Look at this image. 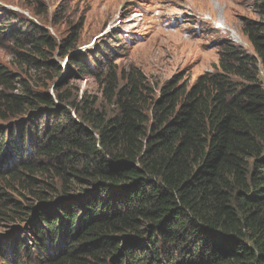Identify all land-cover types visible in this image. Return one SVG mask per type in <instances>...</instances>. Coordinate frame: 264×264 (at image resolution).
Segmentation results:
<instances>
[{
	"label": "trees",
	"instance_id": "obj_1",
	"mask_svg": "<svg viewBox=\"0 0 264 264\" xmlns=\"http://www.w3.org/2000/svg\"><path fill=\"white\" fill-rule=\"evenodd\" d=\"M243 32L253 55L226 48L219 70L189 88L174 78L155 94L139 73L119 85L108 70L112 116L58 88L13 95L0 70V180L34 199L11 206L27 224L1 245V264H264V29ZM0 34L60 76L47 35ZM76 42L74 32L61 56ZM70 63L96 77L83 57ZM37 173L52 182L34 191Z\"/></svg>",
	"mask_w": 264,
	"mask_h": 264
},
{
	"label": "rangeland",
	"instance_id": "obj_2",
	"mask_svg": "<svg viewBox=\"0 0 264 264\" xmlns=\"http://www.w3.org/2000/svg\"><path fill=\"white\" fill-rule=\"evenodd\" d=\"M263 3L264 0H0V21L10 23L0 24V32H6L8 27L23 30L32 26L40 35H47L56 49L46 57L56 64L60 76L34 69L19 55H34L33 49L20 50L1 34L0 70L11 75L9 90L13 95L21 94L25 85L39 92L47 87L50 95L58 88L62 96L66 93L73 101L82 97L96 101L102 113L112 116L114 108L104 96L108 70H112L119 85L125 83L127 74H140L155 94L174 78L189 88L199 76L219 70L226 48L253 55L243 29H264ZM74 32L75 49L61 56L58 45ZM19 40L26 43L25 38ZM73 54L83 57L96 77L82 75L70 63ZM259 69L264 88V70L261 66ZM101 73L103 77H98ZM234 82L241 81L234 78ZM43 123L41 129L45 128ZM51 178L35 174L33 190H43L42 182L51 183ZM14 202L23 206L34 199L17 182L0 180V204H6L4 215H0V249L15 230L23 231L27 224L13 219L9 210ZM3 255L7 257L5 252ZM23 263L29 264L25 260Z\"/></svg>",
	"mask_w": 264,
	"mask_h": 264
}]
</instances>
